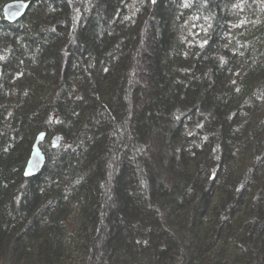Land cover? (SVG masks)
I'll use <instances>...</instances> for the list:
<instances>
[{
    "label": "trees",
    "instance_id": "16d2710c",
    "mask_svg": "<svg viewBox=\"0 0 264 264\" xmlns=\"http://www.w3.org/2000/svg\"><path fill=\"white\" fill-rule=\"evenodd\" d=\"M30 1L0 19V264H264V0Z\"/></svg>",
    "mask_w": 264,
    "mask_h": 264
},
{
    "label": "water",
    "instance_id": "95a60500",
    "mask_svg": "<svg viewBox=\"0 0 264 264\" xmlns=\"http://www.w3.org/2000/svg\"><path fill=\"white\" fill-rule=\"evenodd\" d=\"M32 1L30 0H12L9 1L3 8V16L7 22L15 23L26 16ZM47 132L43 131L38 134L36 141L33 145L31 155L25 166L24 175L27 178L35 177L40 174L47 162V155L43 148V142L46 140ZM65 141V136L61 133L55 134L52 137V144L54 147H59Z\"/></svg>",
    "mask_w": 264,
    "mask_h": 264
}]
</instances>
